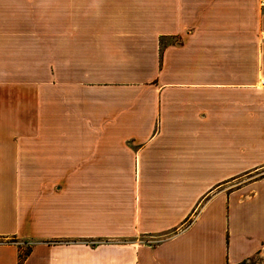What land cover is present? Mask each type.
<instances>
[{"label": "crops", "instance_id": "obj_1", "mask_svg": "<svg viewBox=\"0 0 264 264\" xmlns=\"http://www.w3.org/2000/svg\"><path fill=\"white\" fill-rule=\"evenodd\" d=\"M263 181L262 0H0V264H264Z\"/></svg>", "mask_w": 264, "mask_h": 264}, {"label": "trees", "instance_id": "obj_2", "mask_svg": "<svg viewBox=\"0 0 264 264\" xmlns=\"http://www.w3.org/2000/svg\"><path fill=\"white\" fill-rule=\"evenodd\" d=\"M29 254V251L24 255V256H21V259H20V264H22L23 260L26 258V256Z\"/></svg>", "mask_w": 264, "mask_h": 264}, {"label": "rangeland", "instance_id": "obj_3", "mask_svg": "<svg viewBox=\"0 0 264 264\" xmlns=\"http://www.w3.org/2000/svg\"><path fill=\"white\" fill-rule=\"evenodd\" d=\"M263 182H264V181H263ZM23 252H24L23 254H25V253L27 252V250H23Z\"/></svg>", "mask_w": 264, "mask_h": 264}, {"label": "built area", "instance_id": "obj_4", "mask_svg": "<svg viewBox=\"0 0 264 264\" xmlns=\"http://www.w3.org/2000/svg\"><path fill=\"white\" fill-rule=\"evenodd\" d=\"M263 6H264V0H262Z\"/></svg>", "mask_w": 264, "mask_h": 264}]
</instances>
